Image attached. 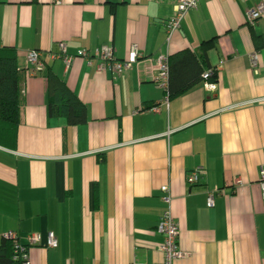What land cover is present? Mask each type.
I'll return each mask as SVG.
<instances>
[{"label":"crops","instance_id":"0c3cea01","mask_svg":"<svg viewBox=\"0 0 264 264\" xmlns=\"http://www.w3.org/2000/svg\"><path fill=\"white\" fill-rule=\"evenodd\" d=\"M174 4L0 0V49L16 52L24 91L15 143L0 145V245L9 232L23 243L40 234L31 264H157V227L170 212L183 253L173 264H264V17L247 23L264 0H200L169 41ZM205 42L215 88L170 99L154 61ZM106 45L119 60L138 47L139 63L115 77L80 56ZM30 51L44 64L35 76ZM50 73L86 107L84 123L49 117ZM50 233L57 248L47 247Z\"/></svg>","mask_w":264,"mask_h":264},{"label":"trees","instance_id":"16d2710c","mask_svg":"<svg viewBox=\"0 0 264 264\" xmlns=\"http://www.w3.org/2000/svg\"><path fill=\"white\" fill-rule=\"evenodd\" d=\"M210 49L211 42H205L199 52L185 50L169 57L167 92L170 99L179 98L205 82L216 83L218 74L210 61ZM208 73L210 75L205 79ZM47 82L49 117H65L70 125L84 123L86 107L78 97L53 73L48 75ZM23 93L16 52L0 49V145L15 143L21 123ZM3 240L0 264H14L15 245L11 240Z\"/></svg>","mask_w":264,"mask_h":264},{"label":"built area","instance_id":"2783aa9c","mask_svg":"<svg viewBox=\"0 0 264 264\" xmlns=\"http://www.w3.org/2000/svg\"><path fill=\"white\" fill-rule=\"evenodd\" d=\"M174 15L166 23L165 29L167 32L168 40L174 36L175 33L180 29L181 22L191 10L198 8L200 0H174ZM264 17V4H259L250 9L247 12V23L250 26H255L256 23ZM62 51L65 52L66 48L64 44L60 45ZM82 58H85L90 64L96 60L98 63V68L101 71L111 72L115 77H120L127 71L131 70L134 65L139 63L140 51L136 46H132L129 52V56L125 60H119L115 56V50L112 45L102 46L93 52L82 51L80 53ZM29 69L28 75L35 76L39 72L43 71L44 64L41 60V55L37 51H30L27 55ZM65 63L70 65L73 58L65 57ZM251 67L253 73L257 75L259 73V56L257 53H254L251 56ZM153 68L158 73V82L161 86L167 88L168 79H169V58L165 55H159L154 61ZM210 73L205 75V79L208 78ZM205 85L208 89H214V84H209L205 82ZM201 171L197 169L193 171L188 177L189 183H197L200 178ZM259 187L264 199V164L260 167L259 170ZM164 193L169 192L167 186L162 188ZM164 200L169 203L170 197L167 196ZM215 205V194L210 193L207 199V206L212 209ZM157 231L164 237L163 244L160 246V251L164 254V261L157 264H173L174 261L183 257V253L179 249L178 238H179V228L175 220L172 218L170 212H166L162 215L160 222L157 227ZM6 239L11 240L15 245V257L13 259L14 264H31V261L28 256V249L30 247H35L41 243L40 234H29L26 237L25 243L20 241V236L15 232H9L5 235ZM57 238L50 233L47 239L48 248H57L58 247Z\"/></svg>","mask_w":264,"mask_h":264}]
</instances>
